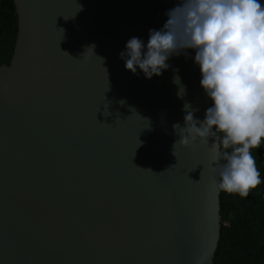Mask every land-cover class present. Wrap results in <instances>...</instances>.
Instances as JSON below:
<instances>
[{"label":"water","instance_id":"95a60500","mask_svg":"<svg viewBox=\"0 0 264 264\" xmlns=\"http://www.w3.org/2000/svg\"><path fill=\"white\" fill-rule=\"evenodd\" d=\"M12 1L16 40L0 65V264H213L221 191L211 149L177 143L173 154L184 105L201 121L210 107L195 51L151 79L120 58L177 0Z\"/></svg>","mask_w":264,"mask_h":264},{"label":"clouds","instance_id":"9594fccd","mask_svg":"<svg viewBox=\"0 0 264 264\" xmlns=\"http://www.w3.org/2000/svg\"><path fill=\"white\" fill-rule=\"evenodd\" d=\"M166 16L161 29L149 30L146 43L130 38L120 58L126 70L136 74L139 69L151 79L167 70L173 55L195 51L200 85L211 106L201 121L194 115L198 109L184 105V124L172 126L179 136L173 154L177 143L193 151L198 146L210 147L212 186L247 197L264 183L253 154L264 144V3L177 0ZM174 82L179 83L178 76ZM184 94L181 87L179 95Z\"/></svg>","mask_w":264,"mask_h":264},{"label":"trees","instance_id":"16d2710c","mask_svg":"<svg viewBox=\"0 0 264 264\" xmlns=\"http://www.w3.org/2000/svg\"><path fill=\"white\" fill-rule=\"evenodd\" d=\"M16 34L13 1L0 0V65L9 64ZM253 154L264 181V144ZM220 204V238L213 264H264V183L247 197L221 191Z\"/></svg>","mask_w":264,"mask_h":264}]
</instances>
